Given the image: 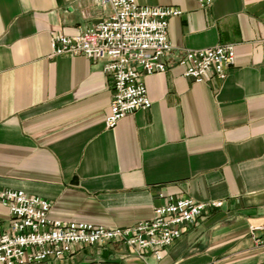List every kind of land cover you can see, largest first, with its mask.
<instances>
[{"label": "crops", "instance_id": "1", "mask_svg": "<svg viewBox=\"0 0 264 264\" xmlns=\"http://www.w3.org/2000/svg\"><path fill=\"white\" fill-rule=\"evenodd\" d=\"M170 6L164 72L145 75L151 105L105 126L104 60L51 56L111 12L97 0H0V189L51 203L48 216L106 227L151 219L170 197L221 207L172 244L138 255L121 241L76 246L39 264H264V0H136ZM234 44L223 80L194 81L187 49ZM0 222L9 223L0 202Z\"/></svg>", "mask_w": 264, "mask_h": 264}, {"label": "built area", "instance_id": "2", "mask_svg": "<svg viewBox=\"0 0 264 264\" xmlns=\"http://www.w3.org/2000/svg\"><path fill=\"white\" fill-rule=\"evenodd\" d=\"M112 12L90 28L75 35L56 34L50 39L51 56L83 55L104 60L103 71L111 80V102L105 126L151 105L143 77L164 72L172 46L168 40V19L179 15L178 8L140 5L136 0H97ZM211 0H204L209 3ZM234 44H216L187 49L178 59L183 75L194 81L223 80L234 63ZM0 202L8 208L9 223L0 222V264H39L62 259L76 246H92L121 241L138 255L169 246L184 225L195 223L203 214L222 206V201L197 202L188 197H170L156 206L151 219L126 227H106L91 223L53 219L51 203L22 190L0 189ZM252 236L256 243L264 236Z\"/></svg>", "mask_w": 264, "mask_h": 264}]
</instances>
